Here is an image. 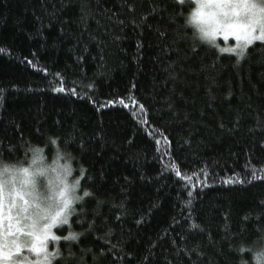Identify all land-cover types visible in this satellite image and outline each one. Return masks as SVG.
Masks as SVG:
<instances>
[{
	"label": "trees",
	"instance_id": "1",
	"mask_svg": "<svg viewBox=\"0 0 264 264\" xmlns=\"http://www.w3.org/2000/svg\"><path fill=\"white\" fill-rule=\"evenodd\" d=\"M194 6L186 0L170 19V0H0V47L9 50L0 54V158L28 166L38 145L52 165L63 147L78 194L92 193L71 218L70 230L83 235L61 240L54 264H141L152 244L151 264H256L264 180H253L252 168L264 176V42L237 64L235 54L194 38ZM37 18L51 24L47 39ZM61 78L77 95L52 90ZM129 95L145 105L151 128L132 109L98 108ZM155 131L172 141L170 155L156 144L161 135L147 134ZM169 163L187 175L206 169L208 186L193 176L196 187H184ZM236 176L245 183H223Z\"/></svg>",
	"mask_w": 264,
	"mask_h": 264
},
{
	"label": "snow or ice",
	"instance_id": "2",
	"mask_svg": "<svg viewBox=\"0 0 264 264\" xmlns=\"http://www.w3.org/2000/svg\"><path fill=\"white\" fill-rule=\"evenodd\" d=\"M170 2L176 7L172 13H169V18L175 19V16L182 14L177 9L185 7L186 0H170ZM190 2L194 3L195 7L191 11L187 23L195 25L201 39L214 47H218L216 42L221 38L225 41L234 39L235 46L220 48L219 51L235 54L237 64L247 57L250 46L255 45L256 42H264V0H190ZM128 10L134 11V7L128 5ZM141 19L146 21L148 17L142 16ZM37 20L41 24V27L37 29V34L42 39H47L43 36V29L51 27V24L44 25L42 21H39V18ZM119 23L123 24L124 22L119 21ZM132 23L135 24V21ZM161 35L164 34L161 33ZM137 48L138 50L143 48V43L138 42ZM8 51L7 48L0 47V54ZM78 59L82 60L83 57ZM27 63L33 64L31 60ZM63 83V78H61L60 86H54L52 90L56 93L67 92L69 95H77L75 88L66 89ZM88 87L94 89L95 84H89ZM135 87L136 85L133 83L132 88ZM3 99L2 90H0V103L3 102ZM126 100L128 103L125 102ZM93 103L96 102L93 100ZM117 104L132 109L131 115L138 120L140 125L152 127L148 120L147 108L133 95L105 101L98 108L113 107ZM147 134L161 135L162 140H156V144L159 145L163 142L165 154L170 155L171 140L158 131ZM51 143L58 144V140L52 138ZM30 151L32 156L28 167H6L0 170V264H53L54 261L62 257L59 250L61 240L78 241L83 235V233L70 230L71 218L76 212L72 205L76 199L83 201L92 193L84 190L79 197L74 195L80 186V179H76L74 184L68 183V178L72 176L73 169L70 163H61L62 154L57 155L54 164L46 165L41 148L30 149ZM165 169L174 172L179 180L184 181V187H196L193 184V176H203L204 180L199 182L200 186H208L205 182L208 176L206 169H200L193 175L182 174L179 165L176 163L165 165ZM84 171L81 168V172ZM49 173L54 174V180L49 179V191L45 197L39 190L37 177ZM252 176L253 180H264V176L256 174L254 166ZM125 179L127 180V178ZM223 183L234 185L243 184L245 181L236 176L223 181ZM188 196H192L191 191L188 192ZM260 203L264 205V201ZM186 204L190 208L191 200L187 201ZM191 218V213H189L187 219ZM143 219L141 217L136 222L142 223ZM244 219L247 220L248 217ZM64 226H67L69 231L66 236L61 237L57 235V231H63ZM93 227L94 221L89 224V229L91 230ZM191 228H199V225L193 223ZM200 230L203 231V229ZM105 240L107 242V237ZM50 244L55 245L52 250H50ZM155 246L152 244L148 248V255L144 257L141 264H151L150 256L153 255L152 249ZM114 247L115 245L110 246L109 251ZM101 254L103 255V252ZM256 261L257 264H264V253L257 254ZM241 264L244 262L242 261Z\"/></svg>",
	"mask_w": 264,
	"mask_h": 264
},
{
	"label": "clouds",
	"instance_id": "3",
	"mask_svg": "<svg viewBox=\"0 0 264 264\" xmlns=\"http://www.w3.org/2000/svg\"><path fill=\"white\" fill-rule=\"evenodd\" d=\"M194 38L197 39V40H200L201 42H206V41H203L199 35L198 32H195L194 33ZM33 149H36V148H39L38 145H33L32 146ZM62 154L63 156V159H61L62 163H67V161L71 160V156L70 154L66 151L65 148L61 147L59 149L58 152H55L54 155L57 157V155H60ZM46 165H50L48 163H45ZM29 166V165H28ZM28 166H24L23 163L19 162V161H11V160H5L3 158H0V170L4 169V168H20V167H28ZM49 179H53L54 180V174L53 173H49L48 175H45V176H42V177H37V184H38V187H39V190L42 194L45 195V197L47 196V193L49 191V188H48V181ZM68 183L69 184H74V181L69 177L68 178ZM76 197H79L80 194H78V188L76 189L75 191V194H74ZM80 200L79 199H76L72 205V208L74 210H76L75 208V205L77 203H79ZM260 253H264V244H261L259 248H257L254 252H253V260L256 262L257 264V261H256V256L257 254H260ZM54 264V262H53Z\"/></svg>",
	"mask_w": 264,
	"mask_h": 264
},
{
	"label": "rangeland",
	"instance_id": "4",
	"mask_svg": "<svg viewBox=\"0 0 264 264\" xmlns=\"http://www.w3.org/2000/svg\"><path fill=\"white\" fill-rule=\"evenodd\" d=\"M195 7V6H194ZM218 48H224V47H231L235 46V41L234 39H229L227 41L223 40L222 38L219 39L217 42Z\"/></svg>",
	"mask_w": 264,
	"mask_h": 264
}]
</instances>
